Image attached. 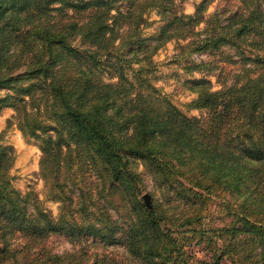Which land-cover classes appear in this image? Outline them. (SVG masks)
Wrapping results in <instances>:
<instances>
[{
    "label": "trees",
    "instance_id": "trees-1",
    "mask_svg": "<svg viewBox=\"0 0 264 264\" xmlns=\"http://www.w3.org/2000/svg\"><path fill=\"white\" fill-rule=\"evenodd\" d=\"M182 1L0 0V110L36 144L44 195L58 202L52 214L14 187V150L0 144V264H190L184 239L205 246L212 230L228 233L226 249L194 264H220L241 237L231 264H264V0L208 13L207 0L191 13ZM150 10L159 23L143 35ZM168 40L173 60L200 73L183 79L199 115L151 82ZM130 158L166 203H143ZM222 193L231 224L205 228V204ZM52 233L71 248L53 251Z\"/></svg>",
    "mask_w": 264,
    "mask_h": 264
},
{
    "label": "rangeland",
    "instance_id": "rangeland-1",
    "mask_svg": "<svg viewBox=\"0 0 264 264\" xmlns=\"http://www.w3.org/2000/svg\"><path fill=\"white\" fill-rule=\"evenodd\" d=\"M200 0H183L180 5V9L184 13H191L195 4ZM231 3V2H230ZM227 0H207L205 7V13L211 12L215 8L221 7L223 4H230ZM146 15L147 24L143 25L140 29L143 35H149L155 29V26L159 23V14L155 10H150ZM174 40H168L152 56L154 67L150 70L151 82L160 89L161 92L166 93L172 101L187 114L199 115L200 111L197 109H186L184 103L194 96L193 92H190L185 88L183 83L184 78L198 77L199 72H185L180 64L173 60V55L176 53ZM193 60L205 59V53L192 54L190 56ZM228 68V67H227ZM222 78H227L220 76ZM212 84V88H217L219 82L215 81L213 75H207ZM12 109L9 107L0 110V144H10L14 150L13 164L9 168V174L12 176L13 186L19 191L24 192L26 190H32L37 195L38 199L43 205L50 210L52 214H56L58 202L49 198H46L43 190L42 179L37 174L38 170V157L39 150L35 143L31 140L24 139L20 131L14 124L6 126V118L12 114ZM131 165L137 170L142 171L141 182L143 186V192H147L150 195V201L161 200L165 202L162 196L160 188L154 186L150 175L143 171L142 165L138 160L129 159ZM155 193V194H152ZM210 197L205 204V228L217 227L221 228L229 226L231 224V216L227 211L228 195L222 193V196ZM172 210L175 213L180 214L183 209L180 203H177L174 199L170 203ZM180 210V211H179ZM209 232V230H207ZM210 240L207 245L204 243H195L198 238V234H195L191 239L185 238L183 241V249L188 256V263L194 264L197 259L208 260L213 250L216 251V246H220L222 249H226V242L230 238L228 233L219 232L218 230H212L209 233ZM220 234V235H219ZM205 236V234L203 235ZM234 244V250L228 251L220 259V264H231L232 260L237 261L238 257H235V252L241 249L248 243L247 237L239 238ZM204 242V240L202 239ZM46 244L53 251H63L71 248V242L63 235L59 233H52L46 238ZM233 263V262H232Z\"/></svg>",
    "mask_w": 264,
    "mask_h": 264
},
{
    "label": "water",
    "instance_id": "water-1",
    "mask_svg": "<svg viewBox=\"0 0 264 264\" xmlns=\"http://www.w3.org/2000/svg\"><path fill=\"white\" fill-rule=\"evenodd\" d=\"M141 198L143 203L147 206L150 207L151 206V201H150V195L147 192H143L141 194Z\"/></svg>",
    "mask_w": 264,
    "mask_h": 264
}]
</instances>
